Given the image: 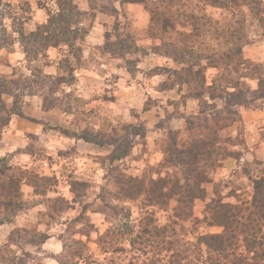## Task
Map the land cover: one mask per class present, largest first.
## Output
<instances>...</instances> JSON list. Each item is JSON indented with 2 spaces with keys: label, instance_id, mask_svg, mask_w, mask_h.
Returning a JSON list of instances; mask_svg holds the SVG:
<instances>
[{
  "label": "rangeland",
  "instance_id": "374dc122",
  "mask_svg": "<svg viewBox=\"0 0 264 264\" xmlns=\"http://www.w3.org/2000/svg\"><path fill=\"white\" fill-rule=\"evenodd\" d=\"M75 1L88 11L83 23L88 33L93 30V39L86 35L80 41L82 59L73 60L78 66L76 83L70 92L64 88L47 95V99L57 102L55 107L47 110L43 106L41 115L21 116L38 124L41 132L27 131L17 134L23 139H4L6 127L0 137V158L8 160L11 175L23 178V195L35 204L31 210L12 215L11 221L4 223L5 228L0 225L1 259H7L0 264H59L52 256L60 252L28 243H37L45 231L56 239L60 235L65 240L82 238L87 246L79 264H168L172 252L160 241L146 246L145 252L127 251L131 248L130 235L125 228L150 221L159 226L173 225L172 247L184 245L188 255L200 234L223 230L209 224L207 206L219 197L231 203L251 200V178L264 175V162L256 154H249L259 143L249 145L246 141L247 131L253 138L260 135L264 140V124H260L264 123V113L251 116L254 110L264 109V101L257 99L260 93H245L243 97L250 104H230L227 108L226 89H219L221 82L227 85V78L234 85L230 91H245L248 86L256 89L259 83L253 76L264 78V20L260 21L249 7L232 14L202 0H144L146 4ZM6 2L11 7H0V43L8 42V47L0 49V59L8 52L21 53L23 62L16 66L18 72L29 73L10 15L16 11L21 17L30 15L26 28L34 30L37 24L47 21L48 13L36 0L29 4L23 0ZM48 5L56 10L53 2ZM93 11L100 17L110 16L109 22H101L107 30L99 27L91 16ZM227 23L234 31L243 27L248 35L249 43L241 54L245 64L226 66L229 59L222 52L239 41L238 34L235 38L228 36ZM101 34H105V40L96 44ZM192 44L195 55L190 57L187 52ZM212 49L220 51L215 52L217 64L203 58L195 65H187V61L197 60V51L210 53ZM68 50L63 45L49 52L48 59L40 57L33 64H57L69 55ZM66 77L70 78V74ZM230 109L233 112L229 113ZM212 118L217 126L198 128L202 120L213 124ZM252 120L257 123L254 129L247 130L246 123ZM218 121L230 126L218 130ZM42 129L50 133L48 138L42 135ZM87 132L95 133L105 144L98 146L66 135ZM125 153L128 154L121 157ZM189 175L205 177L199 190L196 186L199 196L187 206V212L191 207V217L178 216L177 197L155 205L146 203L145 192L157 188L154 181ZM50 208L58 212L52 220L45 214ZM61 245L62 252V241ZM26 251L33 257L24 255Z\"/></svg>",
  "mask_w": 264,
  "mask_h": 264
},
{
  "label": "trees",
  "instance_id": "16d2710c",
  "mask_svg": "<svg viewBox=\"0 0 264 264\" xmlns=\"http://www.w3.org/2000/svg\"><path fill=\"white\" fill-rule=\"evenodd\" d=\"M30 1L31 0H23L26 4H29ZM36 1L40 8L47 10L48 19L46 22L37 24L34 30H28L26 28V23L28 22V19H30V15L21 17L17 11L14 15H10V18L13 20L12 29L19 36L18 42L22 47L25 59L29 64L27 66L29 73H24L23 71L18 72L19 68L16 67L11 75H0V137L3 132L2 130L9 126L14 115L25 117L26 114L23 111V108L27 104L28 97L42 95L46 101V103L45 101L43 102V106L48 110L50 107H55L57 102L55 104L51 99H47V95L57 93L61 89L65 90L64 88L69 89L68 92H70V88L76 83L75 72L78 66L73 63V60L75 59L77 62H80L82 59L84 51L82 50L83 47L80 44V41L84 40L89 32L88 28L83 24L85 15H87L88 11L81 9L75 0ZM49 1L56 5V10H52L48 5ZM202 1L212 6L220 7L232 14L238 12L240 8L243 9V7H249L251 11L259 15L260 21L264 20V0ZM4 2L5 0H0V7H4V9L9 6L11 7L10 3ZM123 2H138L146 4L144 0H123ZM20 9H22V5ZM91 16L95 17L96 13L93 11ZM227 26L228 27L225 28L228 36L235 38V35L238 34L239 41L237 46L233 48L229 47L232 53L230 50L222 52L229 59L226 62V66L234 62L245 64V60L242 59L243 57L241 54H243L244 46L249 43L248 35L243 27L234 31L230 28L229 23H227ZM6 33L7 29L5 28V34ZM231 41V39H227L226 42L230 43ZM7 44L0 43V49L8 47ZM63 45L69 48V55H66L67 57H65L62 62L59 61V71L57 74H49L44 70V66L48 63H45L43 66H35L33 64V62L39 60L40 57L48 59V53L51 49H57L63 47ZM73 49L77 52H71ZM194 49L195 48L192 44L189 52H187L188 56L193 57V55H195V52L193 51ZM217 51H215V49H212L210 53L202 50L197 51L198 54L194 56L197 60L195 59L196 61H194L191 59L192 62L187 61V65H195L203 58H207L212 64H217L215 63L216 59H218L216 54ZM156 53L163 54L161 52ZM164 53L165 55L171 54L170 51H165ZM185 56L186 53L183 52V59H185ZM234 57H237V59H234ZM184 62L186 63V61ZM255 68H258V66H255ZM66 74H70V78H67ZM257 76L258 77L253 76V78L258 79V87L252 89L251 86H248V89L245 91H241L238 88L234 89V91H230V88L234 87V85H231V82L227 77V85L221 82L222 87L219 86V89L224 91L225 88L226 97L229 99L227 108L230 104H250L249 99L243 97L245 96V93H260L259 96H257V99H262L264 101V78L259 75ZM248 77L249 75L244 76V78ZM47 86L49 87V91H46ZM198 96H200V94H198ZM47 102H49L48 105ZM231 112H233V110L230 109L229 113ZM212 122L213 124H210L207 123V120H202L199 121V124L196 121L199 125L198 128H209L210 125L217 126L214 118H212ZM218 123L221 125L219 121ZM228 126L230 125H221L218 130ZM86 134L87 135H70L69 133H66L68 136L77 137L79 139L83 138L85 141L94 143L98 146L105 144L99 140V136H95V133L87 132ZM218 140L219 137L217 141ZM127 154L128 153H125L121 157L126 156ZM7 165L8 160L3 157L0 158V187L2 188L0 191V209L3 208V212L0 213V225L10 222L12 215L16 216L19 212L29 210L35 206V204L31 203L23 195V184L25 183L23 178L21 176L18 177L11 175L9 173L11 167H8ZM248 173L250 174V171ZM199 176L200 175H198V177L196 175H189L171 180L160 178L158 181H154L157 183L156 190L145 192L147 196L145 201L146 203L155 205L156 203H165L166 200H173L177 197L176 201L178 202V206L176 207V211H179L178 216L180 218L191 217V207L190 211L187 212V206L188 204L191 205V203H194L195 199L199 196L196 186H198L199 190V186L201 182H203L202 179H205V177ZM3 177L7 179L5 182L2 180ZM251 179H253L254 188V195L251 200H240L238 203H231L224 202V200L219 197L207 206L206 218L209 220V224L220 226L223 230L220 233L200 234L197 237L196 243L193 245L194 248L190 247L188 249V255L187 249L184 245H181V247H172V245L175 244V241L171 239V237H174L175 235L173 225L159 226L152 221L147 222L144 225L139 224L138 227L136 224H130L125 228V233L130 235L129 245L131 248H128L127 251L133 250L138 252L143 250V252H145L146 246L152 242L155 243L160 241L169 248V251L172 252L168 264H264V175ZM31 185L34 186L33 184ZM168 186H170V188H168ZM136 193L137 192L131 194L133 196ZM41 194L44 193L41 192ZM51 208L47 209L45 214L50 216V219L52 220L53 216L58 212L56 210L52 211ZM82 234L88 235V233L85 232H82ZM41 235L42 239L40 238L37 243L35 240H30L28 243L31 245L37 244V246H43L48 238L54 234L45 231ZM58 238L63 243V250L52 257L57 259L59 264H79L78 260L85 254L84 251L87 246L86 242L82 238H75L73 236L68 240H65L62 235ZM186 242H188V240H186ZM109 244H112V241L109 242ZM120 250L124 251L125 247H122ZM23 254L29 258L33 257L29 251L23 252ZM2 255V247L0 246V261L7 260L6 258L1 259ZM21 262L24 263V259H22ZM131 264L134 263L132 262Z\"/></svg>",
  "mask_w": 264,
  "mask_h": 264
},
{
  "label": "crops",
  "instance_id": "0c3cea01",
  "mask_svg": "<svg viewBox=\"0 0 264 264\" xmlns=\"http://www.w3.org/2000/svg\"><path fill=\"white\" fill-rule=\"evenodd\" d=\"M99 14H102L101 12H99ZM104 16L100 17L98 14L95 16L97 23L99 25V27H104L105 23L101 24V22H109V18L110 16L107 14H103ZM107 21H105L104 18H107ZM146 20V19H145ZM146 22V21H145ZM36 25V24H35ZM94 28V27H93ZM105 29L107 28V25L104 27ZM107 30V29H106ZM93 35V30L90 31V33L87 34V38L89 39H93L91 38V36ZM95 37V36H94ZM105 40V34H101V36H97V39H95L96 44H102ZM54 48L50 50V53L53 52ZM21 53L18 52H8L6 54H4L3 58L0 59V74L3 75H11L13 73V70L15 69L16 66H18V64H21L23 62V58L20 55ZM44 70L49 73V74H57L59 71V64H53V62L51 64H47L44 66ZM30 101L31 104H26L23 108V111L26 113H30L32 114V116H36V115H41L42 112V108H43V101L41 96L39 95H33L30 98H28V102ZM27 102V103H28ZM264 113V109L262 110H254L251 114L252 115H256L261 116L260 114ZM245 117V115H243V118ZM254 122H247L246 123V129L247 130H252L254 129L253 126L256 125L257 121L256 120H252ZM260 124H264L263 121ZM41 126V125H40ZM252 128V129H251ZM7 131H5L4 133V139L6 138L5 136H12V137H16L17 138H22L19 137V135L17 134H21V133H26L27 131L29 132H36L39 133L41 132V128L38 126V124H34L30 121H28L27 119L19 116V115H14L10 121L9 126H7L6 128ZM18 130V132H17ZM17 132V133H16ZM42 135L46 136V138H48L50 136L49 132H44L42 129ZM256 135V134H255ZM261 136L259 135L256 138H253L250 134L249 131H247V138L246 141L249 145L251 144H255V143H259L255 149H253V151L249 154H256L258 158H260L263 162H264V140H260ZM256 141V142H255ZM48 142V140L46 141ZM3 143V142H2ZM3 145V144H2ZM2 147L5 148H10L9 145H4ZM35 209V208H33ZM31 210V209H30ZM7 224H3L1 225V228H5ZM56 236H51L50 238H48V240L43 244V246L45 248H49L53 251V253H59L61 252V241L59 240V238H55Z\"/></svg>",
  "mask_w": 264,
  "mask_h": 264
}]
</instances>
